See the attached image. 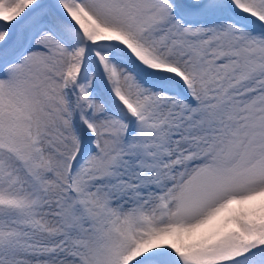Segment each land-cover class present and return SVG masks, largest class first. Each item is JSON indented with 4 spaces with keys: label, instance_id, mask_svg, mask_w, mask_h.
Masks as SVG:
<instances>
[{
    "label": "snow or ice",
    "instance_id": "obj_1",
    "mask_svg": "<svg viewBox=\"0 0 264 264\" xmlns=\"http://www.w3.org/2000/svg\"><path fill=\"white\" fill-rule=\"evenodd\" d=\"M0 264H264V0H0Z\"/></svg>",
    "mask_w": 264,
    "mask_h": 264
}]
</instances>
